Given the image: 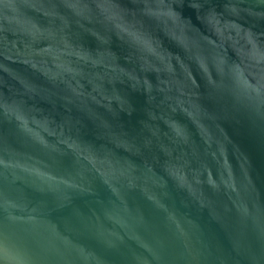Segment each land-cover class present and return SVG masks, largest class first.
<instances>
[{
    "label": "water",
    "instance_id": "1",
    "mask_svg": "<svg viewBox=\"0 0 264 264\" xmlns=\"http://www.w3.org/2000/svg\"><path fill=\"white\" fill-rule=\"evenodd\" d=\"M0 264H264V0H0Z\"/></svg>",
    "mask_w": 264,
    "mask_h": 264
}]
</instances>
